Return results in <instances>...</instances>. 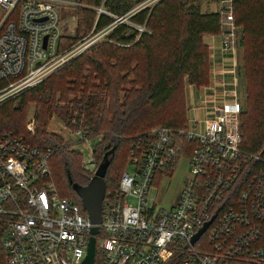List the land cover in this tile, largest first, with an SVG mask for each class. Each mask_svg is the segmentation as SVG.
I'll return each instance as SVG.
<instances>
[{"label": "built area", "instance_id": "2783aa9c", "mask_svg": "<svg viewBox=\"0 0 264 264\" xmlns=\"http://www.w3.org/2000/svg\"><path fill=\"white\" fill-rule=\"evenodd\" d=\"M58 3L0 0V95L39 85L97 40L89 35L62 46ZM217 11L220 44H206L213 76L227 61L235 72L238 50L232 0H220ZM233 86L214 81L189 102L190 113L209 112L201 124L190 117L185 127L157 126L136 139L133 170L105 188L94 264H264V154L241 147L242 103ZM73 134L90 139L82 126ZM51 154L0 129V264H80L86 255L92 224L59 193ZM181 158L189 177L175 203H153L155 176L173 173ZM88 163L94 172L93 157Z\"/></svg>", "mask_w": 264, "mask_h": 264}, {"label": "trees", "instance_id": "16d2710c", "mask_svg": "<svg viewBox=\"0 0 264 264\" xmlns=\"http://www.w3.org/2000/svg\"><path fill=\"white\" fill-rule=\"evenodd\" d=\"M197 1L158 0L152 6L134 12H129L131 10L129 5L117 7L114 3L104 2V6L113 16L97 14L94 10L83 7L78 8V22L82 21L84 24L89 22L91 25L94 22L96 30L113 24L107 41L98 44L93 54L80 55L72 59L70 64L64 67L66 70L62 74L59 73L60 77L51 74L43 81L44 83L36 86V91L47 82H54L57 77L67 79L82 77L84 67L91 68V73L95 76L92 78L91 73H88L84 77L80 98L67 102L65 110L60 111L58 115L67 125H72L73 119L77 122L82 120L81 126L86 130L102 134L104 142L102 148L92 151L97 160L100 157L102 159L110 148L115 147V154L122 146L128 162L134 142L150 129L157 126L174 128L186 126L185 109L180 99L184 81L195 86L207 83L209 49L204 43L203 36L218 34L220 25V13L202 12ZM100 2L101 0H86V3L94 6ZM232 3L235 24L241 30L242 71L246 89V108L241 111L239 119L241 147L264 154V0H232ZM128 14V20L134 25L144 27L143 31L115 18ZM60 43L65 46L70 42L62 37ZM111 60L113 62H110ZM97 80L99 85L96 86L94 82ZM4 85L5 82H0V88ZM122 85L128 87L123 88ZM103 90L109 96L108 100L99 96ZM43 91L45 94L49 89ZM43 91H39L33 99L38 100L42 95L39 93ZM120 92L123 93L121 98ZM175 96H179V105L171 114H164ZM9 107L11 108V101L6 102L0 110L1 126L6 127L7 124L4 125V122L11 121L12 114L15 113ZM72 112L77 114L72 115ZM42 120L46 123L43 117ZM33 140L43 145H54L49 161L51 171L54 155L62 152L68 180V174L71 176L69 155L72 151L63 150L65 148L61 143V136L38 130ZM168 175L171 176L172 173ZM106 176L107 173L105 188L115 189L120 176L114 187L106 182L108 181ZM89 179V177L86 179L85 184ZM54 181L57 186L56 179ZM68 184L71 188L69 181ZM73 193L77 196L74 191ZM71 200L86 213L78 196ZM2 230L0 224V236Z\"/></svg>", "mask_w": 264, "mask_h": 264}, {"label": "rangeland", "instance_id": "374dc122", "mask_svg": "<svg viewBox=\"0 0 264 264\" xmlns=\"http://www.w3.org/2000/svg\"><path fill=\"white\" fill-rule=\"evenodd\" d=\"M58 3V12H59V28L61 32V38L67 39V43L65 46H69L71 44H74L78 42L80 39H82L85 36H93L95 35L97 40L91 47L84 50L80 55H91L95 51L98 44L101 42H106L107 37L109 33L111 32L113 28V24H110L109 30L105 31V33L102 34V36H98V33L101 31L96 30L93 24H89V22L84 24V22L79 21L78 16V8H86L94 10L97 14L104 13L108 16H113L107 8L104 6V2L114 3L115 6L120 7L124 5H129L131 7V10L129 12L137 11L143 7H150L158 0H101L99 5H90L86 3V0H57ZM219 1L220 0H198L197 4L200 7V10L202 12H211V11H217L219 8ZM74 2V3H72ZM71 3V4H70ZM128 12V13H129ZM84 14V13H83ZM82 14V16H83ZM129 14L126 15L125 19L121 20L124 23H127L131 26H137L131 23L128 20ZM117 19V17L115 16ZM117 21V20H116ZM119 21V20H118ZM120 22V21H119ZM205 36V35H204ZM203 36V40H204ZM60 38V42H61ZM74 38V39H73ZM72 40V41H70ZM240 40H241V30L238 28V50H237V59H236V66H235V72H232V69L230 68L229 62L227 61L225 64V67L221 68V65H218V73H215V75H219V79H215L210 76V65L209 62L208 65V80L205 85L201 86H195L193 84H190L188 81H184L183 88H182V98H180L183 102V106L185 109V124L188 123V118H196L199 123L201 124V121H203L205 118L209 116L208 111H199L197 114L190 113V99H192V95H199L202 97L205 89H207L208 85L212 82H216L219 84L222 83H234L233 88L235 89L237 99L242 103V110L246 108V89H245V81L243 77V49L242 46H240ZM72 42V43H71ZM205 43V42H204ZM206 44V43H205ZM207 46V45H206ZM208 47V46H207ZM78 55V56H80ZM77 56V57H78ZM76 58V57H74ZM72 58V59H74ZM210 58V55L208 56V59ZM72 59L64 65L60 71H56V73H53L55 76H59L64 72V67L68 66ZM110 62H113L111 60ZM70 67V66H69ZM60 73V74H59ZM91 73L90 67H84V74L82 73V77H76V78H59L54 79V82L49 81L46 84L42 85V87L39 89V91H43L44 89H49V91L43 93L40 92L39 94H42L41 97H39L38 100H34L36 95L39 91H36V86L25 89V90H14L10 92L7 95H0V110L3 107V105L11 101V108L9 109L14 110V114H12V120H6L4 122V125L7 124V126H1L0 129H7L15 134H17L19 137H22L26 141L37 144L40 146H47L52 148L54 150V145L50 144H40L37 142H34L33 138L37 134L38 130H43L47 133H54L58 136H61V143L64 151L71 152L69 155L71 157L70 160V174L72 177V180L74 182H78L81 184H85L86 179L93 175L92 170H94V166L90 165V160H92V157L95 161V163L101 160V157L97 160L96 156L92 154L93 150H98L102 148L103 146V138L102 134H96L93 132L88 131L90 139L87 142H82L79 139L75 137L74 130L81 126L82 120L77 122L75 119L73 121L76 123V126L73 125H67L63 119L60 118L58 113L62 110H65V106L67 102H72L74 99H79L81 95V91L83 90V87L81 84L85 82L84 77ZM95 76V74L91 73V77ZM93 78V77H92ZM131 79V78H130ZM56 80V81H55ZM60 81V82H58ZM58 82V83H56ZM42 83V82H41ZM40 83V84H41ZM44 83V82H43ZM61 85H56V84ZM94 84L97 86L99 85V80L95 81ZM38 86V85H37ZM121 87L126 88L128 86L122 85ZM223 90V89H220ZM104 91V90H103ZM100 92V91H99ZM91 93V91H90ZM195 93V94H194ZM123 93H119L120 98L122 97ZM105 100L109 99V96L106 95V91L100 92V95ZM195 97V96H194ZM32 98V99H31ZM179 96H175L174 99L170 102V104L167 106L166 110L164 111V114H171L175 107L179 105ZM195 102H198L196 98H194ZM190 105V106H189ZM17 110V111H16ZM1 112V111H0ZM76 112H72V115H76ZM241 114V112H240ZM239 114V119H240ZM101 116V115H99ZM42 117L44 120H46V123H43ZM74 118V117H73ZM190 118V119H191ZM42 120V121H41ZM240 124V121H239ZM155 125V124H154ZM39 127V128H38ZM61 148V147H60ZM56 150V148H55ZM61 151V150H60ZM76 152H79V154H74ZM124 152V147L120 146L116 153L114 154V157L111 161V164L107 171L106 180L108 179V182L111 187H114L119 179V176L122 172L128 171L131 172L133 170V166H131L130 163L126 160V155ZM68 155V153H66ZM97 160V161H96ZM65 162L62 157V152H58L54 155L53 158V170L51 172L53 179L55 178L58 185V191L71 198L76 199L77 196L71 191V188L68 184V180L66 177L65 172ZM189 177V170L187 168V160L185 158H181L172 173L171 176L166 174H158L154 178L153 187L150 190V196L152 197L153 203L160 205L161 207H169L173 203H175L179 192L182 188L183 182L185 179ZM54 179V180H55Z\"/></svg>", "mask_w": 264, "mask_h": 264}, {"label": "water", "instance_id": "95a60500", "mask_svg": "<svg viewBox=\"0 0 264 264\" xmlns=\"http://www.w3.org/2000/svg\"><path fill=\"white\" fill-rule=\"evenodd\" d=\"M123 19L125 18H117V20L120 22H122L121 20ZM114 151L115 147H112L104 153L101 161L97 164L93 175L85 185L73 182L71 176L68 174V181L71 185V188L79 197L81 206L87 213L88 219L92 224L86 255L80 264H94L95 262L96 236L100 232L99 226L102 222L101 210L105 192V175L107 173L111 161L110 159L111 156H113ZM209 223L210 221L193 236L191 243H194L199 238Z\"/></svg>", "mask_w": 264, "mask_h": 264}, {"label": "crops", "instance_id": "0c3cea01", "mask_svg": "<svg viewBox=\"0 0 264 264\" xmlns=\"http://www.w3.org/2000/svg\"><path fill=\"white\" fill-rule=\"evenodd\" d=\"M215 11V10H214ZM0 15H1V10H0ZM204 42L207 44V43H210L211 45H213L216 49L219 47V44H220V37L217 35V34H214V35H211V34H207L204 36ZM210 62V61H209ZM218 66L215 67V73H218ZM210 76H211V79L212 77L214 79H219V75H215L213 76L212 74V70H211V65H210ZM195 94V93H194ZM195 96V97H194ZM192 99L191 100H195L194 98H196V100H198L200 98V96L197 94L195 95H192Z\"/></svg>", "mask_w": 264, "mask_h": 264}]
</instances>
